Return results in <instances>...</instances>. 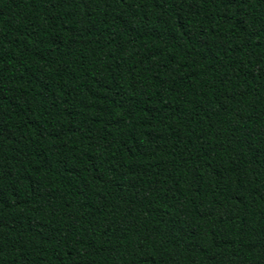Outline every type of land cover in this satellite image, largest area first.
I'll return each instance as SVG.
<instances>
[{"label": "trees", "instance_id": "16d2710c", "mask_svg": "<svg viewBox=\"0 0 264 264\" xmlns=\"http://www.w3.org/2000/svg\"><path fill=\"white\" fill-rule=\"evenodd\" d=\"M0 264H264V0H0Z\"/></svg>", "mask_w": 264, "mask_h": 264}]
</instances>
